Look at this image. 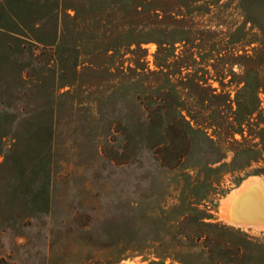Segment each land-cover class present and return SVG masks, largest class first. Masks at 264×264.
Segmentation results:
<instances>
[{"label": "rangeland", "instance_id": "1", "mask_svg": "<svg viewBox=\"0 0 264 264\" xmlns=\"http://www.w3.org/2000/svg\"><path fill=\"white\" fill-rule=\"evenodd\" d=\"M255 177L264 0H0V264H264Z\"/></svg>", "mask_w": 264, "mask_h": 264}, {"label": "bare ground", "instance_id": "2", "mask_svg": "<svg viewBox=\"0 0 264 264\" xmlns=\"http://www.w3.org/2000/svg\"><path fill=\"white\" fill-rule=\"evenodd\" d=\"M223 206L224 216L229 221L256 227L264 226V179L255 177L246 180L239 189L232 191L231 195L224 199Z\"/></svg>", "mask_w": 264, "mask_h": 264}, {"label": "trees", "instance_id": "3", "mask_svg": "<svg viewBox=\"0 0 264 264\" xmlns=\"http://www.w3.org/2000/svg\"><path fill=\"white\" fill-rule=\"evenodd\" d=\"M123 23H118L117 24V27H118V31L122 30L123 29ZM136 46L139 47V42L136 43ZM169 50V47L163 42H158V46H157V49H156V55H155V59L158 60V57H159V60H158V63H157V67H159L160 70H163L164 68H167L168 66H172L174 64H176L178 62V60H173L172 62H169L167 61L168 59H163V55H165V53ZM170 56L172 57H175L178 59V56H175L173 53L172 54H169ZM160 56H161V59H160ZM167 56V55H166ZM168 57V56H167ZM182 61V59H179ZM194 62V61H193ZM175 81L178 82V79H175ZM194 87L195 89H197L199 92H203L204 91V97H209V98H215L217 97L216 93H214V88H210L209 86L205 85V80L203 79H200L197 77L196 79V83L194 84ZM206 91V92H205ZM169 98H171V101L168 103V107H170L171 109H174V110H177L178 112V115L180 116V118L182 119L184 125L187 127V128H195L194 126H196L195 129H200V130H204L206 128H212L213 132H216L218 133V130L219 131H222L223 127L225 128H228L230 124H227V126L225 125H222L221 122H219V120H215L214 119H210V117H207V122H203L204 124H201V123H198L195 121L194 117L191 115V113H189L191 110H187L185 111L186 114L188 115L189 117V120H185V115L181 113V109L178 108L179 104H178V101H175L176 99H178V93L176 92H172V94L169 96ZM154 100H157V101H163L164 99H161L160 97L156 96L154 98ZM165 101V100H164ZM163 101V102H164ZM176 107V108H175ZM162 108V107H161ZM170 109V110H171ZM145 110L148 114H154L156 112V109H153V112L152 110H150L148 107H145ZM163 110V108H162ZM164 111V110H163ZM165 112V111H164ZM189 121H194L193 125H191L189 123ZM233 128V127H232ZM231 127L229 128L230 130L232 129ZM239 130V129H238ZM240 131V130H239ZM220 133V132H219ZM233 133V132H231Z\"/></svg>", "mask_w": 264, "mask_h": 264}]
</instances>
